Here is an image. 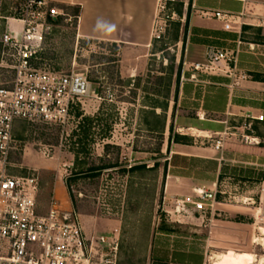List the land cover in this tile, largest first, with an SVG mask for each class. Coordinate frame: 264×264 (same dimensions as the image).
Here are the masks:
<instances>
[{
	"label": "rangeland",
	"instance_id": "obj_1",
	"mask_svg": "<svg viewBox=\"0 0 264 264\" xmlns=\"http://www.w3.org/2000/svg\"><path fill=\"white\" fill-rule=\"evenodd\" d=\"M162 1L166 11L159 18H166V33L160 41L153 42L149 51L136 54L140 56L137 60L135 53H121L115 45L79 40L72 24L60 21L57 28L49 30L51 36L46 41L43 61L40 59L38 64L47 63L58 72L84 75L93 85L92 97L74 102L63 126L20 121L14 129L16 145L10 153V171L21 175L36 171L39 175L37 214L48 213L52 198L63 209L75 210L88 238L103 236L110 244L117 243V264H162L154 256L157 234L163 225L182 221L185 215L174 213L176 197L166 200L163 136L161 131L151 129L161 128L168 102L177 92L183 42L172 38L174 24L185 25L184 17L176 13L177 5L184 3L186 10L189 0ZM3 22L0 20V39L5 30ZM17 26L10 22L8 29L20 31ZM0 58V88H8L14 71L8 61ZM107 93H112L113 98ZM261 149L250 148L254 152ZM110 163L118 167L102 171L99 178L85 174L91 166ZM142 163H147L146 169L130 170ZM241 217L248 219L245 224L253 222ZM242 230L253 234L252 227ZM238 232L237 237L246 234ZM228 246L232 248L228 251L236 253L213 250L214 260L207 264L230 253L242 264H264V248L260 246Z\"/></svg>",
	"mask_w": 264,
	"mask_h": 264
},
{
	"label": "crops",
	"instance_id": "obj_2",
	"mask_svg": "<svg viewBox=\"0 0 264 264\" xmlns=\"http://www.w3.org/2000/svg\"><path fill=\"white\" fill-rule=\"evenodd\" d=\"M50 1L58 9L68 7L62 11L80 8L76 19L79 40L109 43L121 53L135 56L153 47L159 0ZM2 5L10 7L7 1ZM188 7L184 17L187 33L184 42L179 41L183 45L177 92L168 102L161 128L151 130L161 131L163 136L166 200L194 196V190L204 187L216 192L217 201L230 212L233 198L258 200L259 195L261 175L248 164L264 163V123L252 120L264 114V0H189ZM217 12L233 16L230 30L225 29L226 22L215 18ZM3 23L5 33L9 25ZM212 50L237 56L236 66L224 61L209 65ZM197 64L209 68L195 71ZM248 123L253 125L248 135L261 141L258 146L231 135ZM224 133L227 135L222 137ZM221 137L223 148L217 150L215 142ZM251 147L262 149L254 152ZM186 214L189 216H182L171 231L157 234L156 261L205 264L204 251L196 241L207 237L209 229L195 209ZM223 220L236 225L248 219L230 212Z\"/></svg>",
	"mask_w": 264,
	"mask_h": 264
},
{
	"label": "built area",
	"instance_id": "obj_3",
	"mask_svg": "<svg viewBox=\"0 0 264 264\" xmlns=\"http://www.w3.org/2000/svg\"><path fill=\"white\" fill-rule=\"evenodd\" d=\"M4 1L12 3L8 17L2 12ZM19 1L0 0V20L8 25L10 22L21 25L20 31L7 30L1 39L2 62L5 57L10 59L9 68L14 71V79L10 87L0 88V264H117V243L110 244L103 236L88 238L75 210L63 209L52 198L48 213L37 214L40 178L36 171L27 175H15L10 171L9 157L16 145L13 131L17 121L63 126L72 104L91 98L93 92L92 83L84 75L58 72L47 63L38 64V44L52 29L49 21L72 24L77 18L69 10L56 8L50 0H21L22 4ZM165 11L164 2L159 0L151 37L153 42L160 41L166 33V18H159ZM214 16L226 22V30L231 29L232 15L217 12ZM208 58L209 65L224 61L235 67L237 63V56L228 57L221 51H209ZM208 68L199 64L193 67L195 71ZM107 97L112 99L113 94L107 93ZM252 120L264 123V114ZM252 126L248 123L231 135L240 136L246 144L258 146L261 141L248 135ZM226 135L224 133L222 137ZM222 137L215 142L217 150L223 148ZM248 165L261 175L258 200L233 198L230 212L252 219L251 223L235 225L224 221L223 216L230 213L229 210L217 201L216 192L204 187L194 190V196L174 200L175 214L195 209L202 225L209 229L207 237L196 241L204 251L205 264L214 260L213 250L230 252L228 250L232 248L228 245L250 243L255 249L258 246L264 248V163ZM246 227L253 228L252 235L242 230ZM238 231L246 233L245 237L235 236ZM188 241L194 242L191 238ZM252 256L257 257L256 254Z\"/></svg>",
	"mask_w": 264,
	"mask_h": 264
},
{
	"label": "trees",
	"instance_id": "obj_4",
	"mask_svg": "<svg viewBox=\"0 0 264 264\" xmlns=\"http://www.w3.org/2000/svg\"><path fill=\"white\" fill-rule=\"evenodd\" d=\"M9 8H10L9 6H6V7H3V9H2L3 15L5 17L10 16ZM67 8L68 7L63 6V7L59 8V9L63 10V9H67ZM69 9H71V15L73 17H76V18L79 17V15H80V8H78V7H71ZM176 10H177L176 13L178 14V16L180 18H183V17H187L189 7H188V9L185 10L184 3H179L177 5ZM60 21L61 20H51V21H49V25H51V28L52 29L53 28L55 29V28H57L59 26ZM71 26L75 27V29H76L77 28V21L76 20L73 21V23H72ZM3 27H4V23H3ZM174 27H175V34H174L172 40L174 42H179L181 40V38H180V31L183 30V37H182V39H183V42H184V38L186 36L187 28H188L187 21L185 22V25L184 26H182L180 23H176V24H174ZM50 36H51V32L48 31L45 34L43 40L38 44V48H39V51H40L39 52V58L41 60L43 58L44 51H45V48H46V41H47V39ZM164 51H165V49H162L161 50V52H164ZM2 53H3V45L0 42V57H2ZM5 60L10 63V59L8 57H5ZM170 61H171V69H173V66L175 64V59L172 58V59H170ZM180 74H181V65H179L178 70H177V78H176V83L177 84H178L179 79H180ZM153 160H156V159H153ZM147 166H148L147 163H142L140 165H136V166L132 167L130 170L132 172L138 171V170H143V169H146ZM155 166H157V165H155ZM117 167H118L117 164H111V163L108 164V165H105V166H101V167L100 166H91V167L88 168V170L86 171L87 173H85V174H86V176H90V178H92V179H96V178H99L100 177V173L102 171H104V170H110V169L117 168ZM81 174H83V173H81ZM69 187H70V184H69ZM72 200H73V198H72ZM73 204L75 205L74 202H73ZM185 215L189 216L186 213H185ZM185 215H183V216H185ZM178 222L179 221H177L176 223H172L169 226L168 225H163V227L161 228V230H163V231H171V229H172L171 226H175V227H176V225L178 226V224H177ZM157 263L166 264V263H164L162 261H157Z\"/></svg>",
	"mask_w": 264,
	"mask_h": 264
},
{
	"label": "bare ground",
	"instance_id": "obj_5",
	"mask_svg": "<svg viewBox=\"0 0 264 264\" xmlns=\"http://www.w3.org/2000/svg\"><path fill=\"white\" fill-rule=\"evenodd\" d=\"M213 264H242V263L236 258L235 254L230 253L228 255L223 254L217 257V260L214 261Z\"/></svg>",
	"mask_w": 264,
	"mask_h": 264
}]
</instances>
